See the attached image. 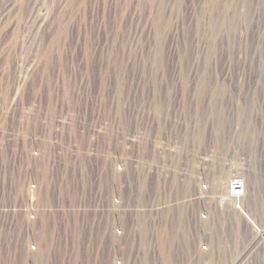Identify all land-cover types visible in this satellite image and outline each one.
Masks as SVG:
<instances>
[{
  "label": "rangeland",
  "instance_id": "1",
  "mask_svg": "<svg viewBox=\"0 0 264 264\" xmlns=\"http://www.w3.org/2000/svg\"><path fill=\"white\" fill-rule=\"evenodd\" d=\"M3 68L34 112H117L166 144L144 147L157 175L131 172L132 201L170 207L131 216L129 264H264L221 202L243 179L264 229V0H0Z\"/></svg>",
  "mask_w": 264,
  "mask_h": 264
},
{
  "label": "built area",
  "instance_id": "2",
  "mask_svg": "<svg viewBox=\"0 0 264 264\" xmlns=\"http://www.w3.org/2000/svg\"><path fill=\"white\" fill-rule=\"evenodd\" d=\"M4 69L0 264H129L131 216L170 207L158 190L153 199L132 201L131 175H157L156 153L144 147L166 144L149 138L147 123L131 127L117 112H34L14 71ZM245 194L240 178L228 182L231 208L243 217Z\"/></svg>",
  "mask_w": 264,
  "mask_h": 264
},
{
  "label": "bare ground",
  "instance_id": "3",
  "mask_svg": "<svg viewBox=\"0 0 264 264\" xmlns=\"http://www.w3.org/2000/svg\"><path fill=\"white\" fill-rule=\"evenodd\" d=\"M243 182H244V180L243 179H241ZM227 186H228V184H227ZM244 186H245V189H246V192H247V186H246V183L244 182ZM227 188V187H226ZM244 201V200H243ZM221 202L222 203H224L226 206H228V205H230V200H229V198H228V195H227V189H226V193H225V195L221 198ZM242 205L244 206V204H243V202H242ZM243 212H244V214H245V218L247 219V220H249V222H250V224L251 225H253V226H255L256 228H257V230H258V232L256 233L257 235H255V237L258 239L259 237H261V238H259V239H263V237H264V229L263 228H260L259 226H256L255 225V223H253L251 220H250V218L248 217V215H247V212H245V210H244V207H243ZM254 230V229H253ZM263 233V234H262Z\"/></svg>",
  "mask_w": 264,
  "mask_h": 264
}]
</instances>
